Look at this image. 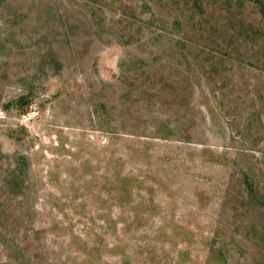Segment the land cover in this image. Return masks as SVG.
<instances>
[{
	"label": "rangeland",
	"instance_id": "rangeland-1",
	"mask_svg": "<svg viewBox=\"0 0 264 264\" xmlns=\"http://www.w3.org/2000/svg\"><path fill=\"white\" fill-rule=\"evenodd\" d=\"M0 264H264L258 1L0 0Z\"/></svg>",
	"mask_w": 264,
	"mask_h": 264
},
{
	"label": "trees",
	"instance_id": "trees-1",
	"mask_svg": "<svg viewBox=\"0 0 264 264\" xmlns=\"http://www.w3.org/2000/svg\"><path fill=\"white\" fill-rule=\"evenodd\" d=\"M197 3H199L200 0H195ZM261 4L262 9L264 10V2L262 0H256Z\"/></svg>",
	"mask_w": 264,
	"mask_h": 264
}]
</instances>
